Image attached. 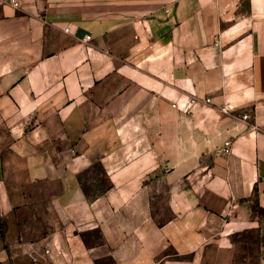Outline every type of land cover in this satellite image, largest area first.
Returning a JSON list of instances; mask_svg holds the SVG:
<instances>
[{"label": "crops", "instance_id": "1", "mask_svg": "<svg viewBox=\"0 0 264 264\" xmlns=\"http://www.w3.org/2000/svg\"><path fill=\"white\" fill-rule=\"evenodd\" d=\"M0 1V264H264V0Z\"/></svg>", "mask_w": 264, "mask_h": 264}, {"label": "rangeland", "instance_id": "2", "mask_svg": "<svg viewBox=\"0 0 264 264\" xmlns=\"http://www.w3.org/2000/svg\"><path fill=\"white\" fill-rule=\"evenodd\" d=\"M84 178L82 179L83 183L85 184L84 186L87 188V190H89L90 192H93L94 188L97 186H105L106 180H104L103 176L101 175V173L99 172L98 166L94 169H92L91 171L87 172L84 174ZM102 176V179H96V176ZM89 197H94V194H89ZM160 199V200H158ZM166 196H155L154 202H155V209L154 212L156 215H158L157 217L162 216V213L168 215L164 210H165V206H163V202H165ZM250 213L252 215V213H254L255 215H257L260 220L261 223L264 227V214L257 208L255 203H251L250 205ZM165 215V216H166ZM165 219V217H164ZM264 234V231H263ZM264 239V237H263ZM264 241V240H263ZM92 245H97L98 244H92Z\"/></svg>", "mask_w": 264, "mask_h": 264}, {"label": "built area", "instance_id": "3", "mask_svg": "<svg viewBox=\"0 0 264 264\" xmlns=\"http://www.w3.org/2000/svg\"><path fill=\"white\" fill-rule=\"evenodd\" d=\"M6 1V0H5ZM8 3H10L12 6H14L15 8H20V2L18 0H8L6 1ZM2 4V2L0 1V5ZM66 31L68 32L69 29H66ZM87 39H90V37H88ZM207 102H210L209 99L206 100ZM192 102H195L194 100H192ZM174 107H176V105H174ZM224 152L226 154H230L232 152V149H231V144L230 142H226V148L224 150Z\"/></svg>", "mask_w": 264, "mask_h": 264}]
</instances>
